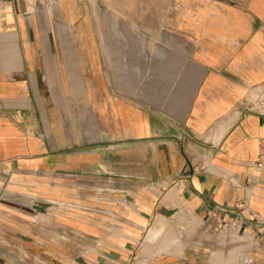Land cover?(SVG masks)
<instances>
[{"label": "crops", "instance_id": "1", "mask_svg": "<svg viewBox=\"0 0 264 264\" xmlns=\"http://www.w3.org/2000/svg\"><path fill=\"white\" fill-rule=\"evenodd\" d=\"M115 1L96 46L55 0H0V190L17 175L37 214L18 238L2 217L0 264H127L176 211L250 220L264 264V111H242L264 89V0Z\"/></svg>", "mask_w": 264, "mask_h": 264}, {"label": "rangeland", "instance_id": "2", "mask_svg": "<svg viewBox=\"0 0 264 264\" xmlns=\"http://www.w3.org/2000/svg\"><path fill=\"white\" fill-rule=\"evenodd\" d=\"M125 4L130 2L115 1H99V0H55L54 8L59 14L62 9H68L69 12L75 16H71L76 25L82 22V18L86 16L92 26V40L96 43L99 40V24L100 14L105 11L110 14L115 9L123 10ZM124 11V10H123ZM59 18V24L63 25L66 20L62 17ZM71 22L68 19L67 25ZM72 40L79 39V34L70 33ZM82 40V39H80ZM98 55V49L96 47V56ZM62 57V54L59 55ZM77 67V66H76ZM87 67V66H86ZM98 67V66H96ZM87 72V70H86ZM264 111V89L256 96H252L251 100L245 101L242 106V111ZM10 184H7V191L4 193L0 190V200L5 203H9L10 207L7 212H0V233L6 226V232L11 236L19 237L21 230L20 222L33 220L37 214L34 212H26L22 210L21 200L24 196L22 188L18 185V176L12 174L10 176ZM9 179V177H8ZM1 184V183H0ZM31 196H34L32 194ZM44 200H52L50 193H43ZM7 217L11 222V225L5 224L1 221L2 217ZM43 220L51 217L50 211H43L39 214ZM60 219H64L62 215H59ZM64 231L65 228H63ZM138 244L130 250V263L131 264H149L152 260H155L156 264H165L163 262H173L175 264H248L249 256L246 252H249L252 248H262L256 236L252 235L250 226L244 224H237L232 226V222L221 220V223L215 221L207 222L206 220H199L196 222L193 216L186 213L174 212L170 216L165 218L155 217L150 220L145 228L143 235ZM142 235V236H143ZM6 241L0 240V245L3 246ZM60 246H65V242H60ZM16 245V244H15ZM18 246H10L13 252L17 251ZM62 248V247H60ZM170 254L167 257H155L158 254ZM70 258L67 256L59 257L58 260L50 257H43L42 259L35 260L29 255L25 260L29 264H67ZM252 260H251V263Z\"/></svg>", "mask_w": 264, "mask_h": 264}, {"label": "built area", "instance_id": "3", "mask_svg": "<svg viewBox=\"0 0 264 264\" xmlns=\"http://www.w3.org/2000/svg\"><path fill=\"white\" fill-rule=\"evenodd\" d=\"M247 112H250V111H247ZM258 167L261 168V167H264V153L261 154L260 156V161L258 162ZM159 188L161 191H164L165 188H166V185L165 184H159V185H151L149 187L150 190H153L154 188ZM252 215V217H254L255 215L253 213H250ZM209 216H211V214L209 213L208 214ZM228 221L232 222V226H235L237 224H244V225H247L249 226L250 224V220H242L238 217H229L228 218ZM218 223H221V221H219ZM127 264H131L130 261L127 263Z\"/></svg>", "mask_w": 264, "mask_h": 264}]
</instances>
